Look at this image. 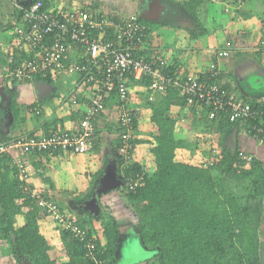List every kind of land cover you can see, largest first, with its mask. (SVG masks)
Returning <instances> with one entry per match:
<instances>
[{"label": "crops", "instance_id": "crops-1", "mask_svg": "<svg viewBox=\"0 0 264 264\" xmlns=\"http://www.w3.org/2000/svg\"><path fill=\"white\" fill-rule=\"evenodd\" d=\"M25 1L0 0V91L5 93L4 97L0 96V139L4 141L46 136L57 131L73 132L99 87L83 85V76L78 74L65 75L58 80L36 76L28 82L10 77L12 71L35 55L16 35L17 28L23 25L18 7L24 6ZM46 1L53 9L79 6L86 11L93 5L96 13L102 15L135 14L145 30L147 49L144 54L165 61L167 69L180 79L188 75L205 79L210 64L216 62L220 69L218 83L232 97L247 103L264 102V53L259 47L264 36L263 0H226L223 4L206 0ZM226 6L228 11H225ZM69 48V61L80 62L81 48L74 45ZM220 51H228L230 57L218 59L216 53ZM127 87L128 105L136 118L133 139L139 142L128 163H136L144 173L151 174L154 157L148 149L153 142V126L148 99L152 95L158 102L165 94L153 93L149 85L145 87L139 81L128 80ZM112 93L103 97V112L96 120V132L88 152L31 154L25 159L30 187L54 200L63 212L77 221L91 222L96 237L103 234L102 221L97 218L99 213L114 218L126 244L125 253L136 219L122 191L123 170L118 159L124 157V153L118 147L117 123L120 103L111 97ZM73 99L76 105L72 104ZM32 109L39 110V114L35 115ZM169 116L175 120V139L183 142L175 151V161L199 165L189 159L195 155V159L203 157L200 163L209 162L215 145L212 139L216 138L217 131L212 122L205 119L206 110L175 101ZM229 137L231 139L226 141ZM227 138L225 144L253 156L264 166V145L256 144L243 124L235 127ZM216 139L221 140V135ZM9 156L13 158L18 153ZM109 172L113 173L111 178L117 186L102 192L100 185ZM39 213L40 233L49 245L60 250V232L46 213ZM15 220L16 227L24 224L22 215ZM262 228L264 230V226ZM3 244L0 240V264H12ZM132 261L128 259L127 263Z\"/></svg>", "mask_w": 264, "mask_h": 264}, {"label": "trees", "instance_id": "trees-1", "mask_svg": "<svg viewBox=\"0 0 264 264\" xmlns=\"http://www.w3.org/2000/svg\"><path fill=\"white\" fill-rule=\"evenodd\" d=\"M37 1L43 2L42 9L48 8L46 0H26L24 6ZM87 12H97L96 6H89ZM259 45L264 53V36ZM139 82L149 85L145 78ZM164 94L160 101L149 102L153 142L148 150L154 157L151 174L124 157L118 159L119 167L124 169V199L136 219L134 233L149 256L127 263L123 256L126 244L117 223L101 212L97 218L102 221L104 243L96 237L91 222L80 220L79 226L86 230L83 241L60 232L62 248L49 245L38 228L39 209L25 196L10 156L0 154V240L12 264H261L264 166L253 156L250 162L241 160L240 151L230 148L222 138L214 145L218 160L212 165H206L207 161L199 165L176 162L175 151L183 142L174 137L175 120L169 116V109L175 101L190 106L179 97L177 89H168ZM111 97L118 99L115 91ZM248 103L264 109L262 101ZM211 122L219 135L229 134L241 124L230 123L224 117ZM262 123L264 126V119ZM243 125L248 130L251 121ZM137 143L130 139V156ZM138 175L143 180L130 191L127 184ZM20 215L24 224L16 227L15 219Z\"/></svg>", "mask_w": 264, "mask_h": 264}, {"label": "built area", "instance_id": "built-area-1", "mask_svg": "<svg viewBox=\"0 0 264 264\" xmlns=\"http://www.w3.org/2000/svg\"><path fill=\"white\" fill-rule=\"evenodd\" d=\"M223 4L226 0H208ZM43 8V2L37 1L31 6H19L23 25L16 30L17 37L29 45L35 55L12 71L10 77L20 82L31 81L34 77L51 76L58 80L65 75H82V84L99 86L92 94L86 111L73 132L57 131L50 135L19 138L11 141L0 139V154L18 156L11 158L17 169V178L25 196L33 200L39 211L46 213L59 232L71 234L83 241L86 230L78 221L63 212L58 204L41 191L28 184L29 172L25 156L49 152L84 154L90 149V142L96 132V120L103 112V97L116 92L119 100L118 130L121 139L120 150L128 161L133 138L134 113L128 105V80L147 79L149 89L156 94H164L168 89H177L179 97L190 107L204 108L209 121L220 117L230 123L251 121L247 134L258 145H264V109L262 105L253 107L247 102L236 99L218 83L220 69L216 62L210 64L205 79L198 76H186L180 79L167 70L162 59L144 54L146 41L144 28L135 14L126 17L99 15L81 8ZM228 6L225 11H228ZM81 48V61H69V46ZM228 51L216 53L218 59H227ZM149 101H153L150 95ZM72 104L76 105L75 99ZM35 115L39 110L32 109ZM258 121V124H255ZM216 150L212 154H216ZM216 159L217 155L215 156ZM239 158L250 162L252 156L239 153ZM207 162L206 165H212ZM124 170V169H123ZM143 180L138 175L129 181L127 187L134 191ZM89 244V243H88Z\"/></svg>", "mask_w": 264, "mask_h": 264}, {"label": "rangeland", "instance_id": "rangeland-1", "mask_svg": "<svg viewBox=\"0 0 264 264\" xmlns=\"http://www.w3.org/2000/svg\"><path fill=\"white\" fill-rule=\"evenodd\" d=\"M230 57V56H229ZM262 87H264V85H262ZM263 89V91H264V88H262ZM254 94V93H253ZM259 95V94H258ZM218 135H219V133L217 132L216 133V138H218ZM220 136V135H219ZM222 137V141L223 142H225V140H226V138L228 137V134L226 135H221ZM215 138V139H216ZM215 139H212V144H215V146L217 145V143H218V141H220V140H215ZM231 138L229 137V138H227V140L226 141H229ZM213 148L215 149V147L213 146ZM216 150V149H215ZM217 153L218 152H216V154H212V152L210 153V162H216L218 159H216L215 158V156L217 155ZM245 154V153H244ZM195 156V155H194ZM194 156H192V158H189L190 159V161H193V163H195V164H201L199 161L200 160H203V157H202V159H198V158H194ZM55 228H56V226H55ZM262 232H264V230H261ZM98 237V239H102V243H104V239H103V236H97ZM100 239V240H101ZM128 239V247H127V252H125L124 254H123V256H124V258L125 259H133V261L132 262H136L137 260L139 261V260H141V259H143L142 257H145V255L147 254L145 251H144V249H143V247L141 246V244H140V242H139V240L137 239V237H136V235H135V233H134V231H132V233H131V235H130V238H127ZM261 247H260V258H261V264H264V236H261ZM147 256H149V254H147ZM141 258V259H140ZM7 259H9V257L7 258Z\"/></svg>", "mask_w": 264, "mask_h": 264}, {"label": "water", "instance_id": "water-1", "mask_svg": "<svg viewBox=\"0 0 264 264\" xmlns=\"http://www.w3.org/2000/svg\"><path fill=\"white\" fill-rule=\"evenodd\" d=\"M26 3V2H25ZM38 89V88H37ZM37 89H36V91H37ZM40 93V91L38 90V94ZM0 96L2 97H4V95H5V93L4 92H2V90L0 91ZM236 130V129H235ZM229 147L231 148V146L229 145ZM111 175H113V173L112 172H109V173H107L106 174V178H105V180H103V182L101 183V185H100V188H101V190L100 191H102V192H106V191H109V190H112V189H114L116 186H117V183L111 178L112 176ZM94 207H95V209L97 210V206L96 205H94Z\"/></svg>", "mask_w": 264, "mask_h": 264}]
</instances>
